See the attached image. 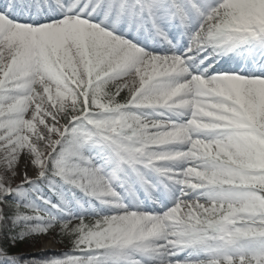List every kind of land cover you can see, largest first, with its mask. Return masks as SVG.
I'll list each match as a JSON object with an SVG mask.
<instances>
[{
    "label": "snow or ice",
    "instance_id": "1",
    "mask_svg": "<svg viewBox=\"0 0 264 264\" xmlns=\"http://www.w3.org/2000/svg\"><path fill=\"white\" fill-rule=\"evenodd\" d=\"M0 264H264V0H0Z\"/></svg>",
    "mask_w": 264,
    "mask_h": 264
},
{
    "label": "trees",
    "instance_id": "2",
    "mask_svg": "<svg viewBox=\"0 0 264 264\" xmlns=\"http://www.w3.org/2000/svg\"><path fill=\"white\" fill-rule=\"evenodd\" d=\"M37 191L42 192L44 195L46 196H50L51 197H55L57 198L55 195H53L52 193H50L47 189V187L44 186H38ZM43 238H48V237H41L38 241H36L35 243H29V244H25L21 247L20 251L24 252L26 256L28 257H43V256H52V255H59L60 251L62 250V248L64 247L62 244L57 243V245L59 246L58 250H46V251H35L37 250L38 246L40 245L41 241Z\"/></svg>",
    "mask_w": 264,
    "mask_h": 264
},
{
    "label": "rangeland",
    "instance_id": "3",
    "mask_svg": "<svg viewBox=\"0 0 264 264\" xmlns=\"http://www.w3.org/2000/svg\"><path fill=\"white\" fill-rule=\"evenodd\" d=\"M144 39L147 41V44L150 46L155 44V41L151 37L145 36ZM118 190H120V189H118ZM122 194L125 195V197H126L125 202H130L133 199L132 194H127V193H122ZM77 195L83 196V193L78 191ZM136 195H138L141 199H144L146 196L145 192L142 189H138ZM52 199L56 200L57 198L55 199L52 197ZM84 199L87 200L88 198L84 197ZM96 203H98V202H96ZM39 247L41 250H48V249L58 250L59 249V246L57 245V243H53L51 238H44L41 241Z\"/></svg>",
    "mask_w": 264,
    "mask_h": 264
}]
</instances>
